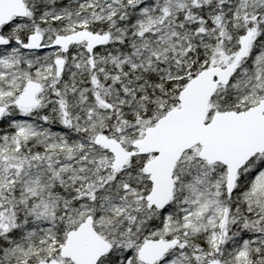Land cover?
<instances>
[{"label":"snow or ice","instance_id":"snow-or-ice-1","mask_svg":"<svg viewBox=\"0 0 264 264\" xmlns=\"http://www.w3.org/2000/svg\"><path fill=\"white\" fill-rule=\"evenodd\" d=\"M0 264H264V0H0Z\"/></svg>","mask_w":264,"mask_h":264}]
</instances>
